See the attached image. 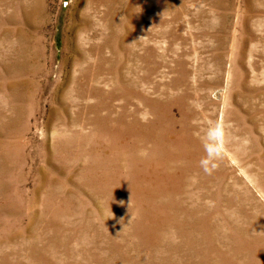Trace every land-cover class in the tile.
<instances>
[{
  "label": "rangeland",
  "instance_id": "1",
  "mask_svg": "<svg viewBox=\"0 0 264 264\" xmlns=\"http://www.w3.org/2000/svg\"><path fill=\"white\" fill-rule=\"evenodd\" d=\"M0 264H264V0H0Z\"/></svg>",
  "mask_w": 264,
  "mask_h": 264
},
{
  "label": "clouds",
  "instance_id": "2",
  "mask_svg": "<svg viewBox=\"0 0 264 264\" xmlns=\"http://www.w3.org/2000/svg\"><path fill=\"white\" fill-rule=\"evenodd\" d=\"M217 134H219V136L222 138L223 137V129L220 127H217L216 129H214L211 133L210 136L215 139Z\"/></svg>",
  "mask_w": 264,
  "mask_h": 264
}]
</instances>
